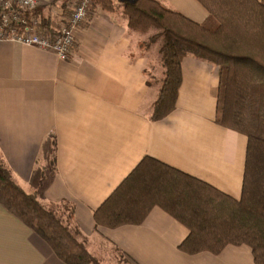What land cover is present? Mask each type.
I'll return each instance as SVG.
<instances>
[{
  "label": "crops",
  "instance_id": "crops-1",
  "mask_svg": "<svg viewBox=\"0 0 264 264\" xmlns=\"http://www.w3.org/2000/svg\"><path fill=\"white\" fill-rule=\"evenodd\" d=\"M52 1L43 17L55 29L69 12L64 0ZM159 1L196 23L208 20L198 0ZM151 36L131 30L121 9L94 8L66 59L0 41V159L27 193L45 205L70 206L72 226L99 264H256L246 245L220 255L182 252L188 229L159 207L142 225L95 222V212L146 157L242 195L248 138L216 123L219 68L186 57L176 108L155 121L164 68L160 47L148 45ZM43 176L49 179L40 185ZM0 264L66 263L0 203Z\"/></svg>",
  "mask_w": 264,
  "mask_h": 264
},
{
  "label": "trees",
  "instance_id": "trees-1",
  "mask_svg": "<svg viewBox=\"0 0 264 264\" xmlns=\"http://www.w3.org/2000/svg\"><path fill=\"white\" fill-rule=\"evenodd\" d=\"M208 11L196 23L159 0L124 1L120 5L131 30L153 32L148 45H160L164 68L152 119L175 108L188 56L219 68L216 123L248 138L240 199L176 168L146 157L95 212L98 226L117 229L142 225L159 207L184 225L189 235L179 249L188 255H220L228 246L246 245L256 264H264V0H198ZM93 8L115 12L112 0H92ZM28 18H40L53 31L40 7ZM155 32V33H154ZM43 176L40 185L45 179ZM0 203L43 238L66 264H97L86 241L72 226L66 204L45 205L38 193H27L0 159Z\"/></svg>",
  "mask_w": 264,
  "mask_h": 264
},
{
  "label": "built area",
  "instance_id": "built-area-1",
  "mask_svg": "<svg viewBox=\"0 0 264 264\" xmlns=\"http://www.w3.org/2000/svg\"><path fill=\"white\" fill-rule=\"evenodd\" d=\"M47 0H0V41H14L54 52L66 59L74 46L78 28L89 21L92 0H68L69 15L49 34L41 28L40 18H28Z\"/></svg>",
  "mask_w": 264,
  "mask_h": 264
},
{
  "label": "rangeland",
  "instance_id": "rangeland-1",
  "mask_svg": "<svg viewBox=\"0 0 264 264\" xmlns=\"http://www.w3.org/2000/svg\"><path fill=\"white\" fill-rule=\"evenodd\" d=\"M52 1V0H51ZM65 1V3L63 2V4H65V8H66V6H67V3H68V0H64ZM113 1V3H114V6H116L117 7V10L118 9H121L120 8V5L122 4V2H124V1H130V0H112ZM58 3V5L59 6H62V5H60L59 3H62V1H59V0H54V1H52V2H49L48 4H53V3ZM56 5V4H55ZM46 6V5H45ZM42 8H44V7H42ZM46 8V7H45ZM58 10H59V8H58ZM93 10H94V8H93ZM92 10V11H93ZM67 12H68V10H67ZM51 13V16L58 22V16H60V15H58V12H55V11H51L50 12ZM53 18H52V21H54L53 20ZM155 33V32H154ZM152 34H153V32H152ZM147 37H148V35H146ZM146 38V37H145ZM147 42H148V40H147ZM160 45H161V41H159L155 46L157 47V46H159L160 47ZM49 173V172H48ZM49 206V205H48ZM117 257V261H118V256H116ZM106 262V261H105ZM115 261H112L111 263L109 262V260L107 261V263H105V264H120V263H122V262H119V263H117V262H115ZM97 264H99V263H97Z\"/></svg>",
  "mask_w": 264,
  "mask_h": 264
}]
</instances>
